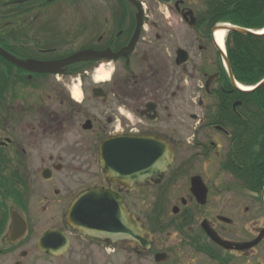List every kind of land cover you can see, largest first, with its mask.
<instances>
[{"label":"flooded vegetation","instance_id":"1","mask_svg":"<svg viewBox=\"0 0 264 264\" xmlns=\"http://www.w3.org/2000/svg\"><path fill=\"white\" fill-rule=\"evenodd\" d=\"M194 3L0 0V264H264V0ZM136 139L169 169L107 176Z\"/></svg>","mask_w":264,"mask_h":264},{"label":"water","instance_id":"2","mask_svg":"<svg viewBox=\"0 0 264 264\" xmlns=\"http://www.w3.org/2000/svg\"><path fill=\"white\" fill-rule=\"evenodd\" d=\"M166 2V1H165ZM136 41V37L132 41L130 49L133 48V45ZM6 54V53H5ZM10 60H14V58L10 57V55L6 54ZM76 60L75 57L69 59L67 62H74ZM188 56L184 50L179 51V59L178 64H185L188 61ZM64 62V61H62ZM31 62H28L29 64ZM32 64V63H31ZM48 65V64H44ZM44 65L39 70H45ZM131 143V146L127 148L121 141L116 142L114 140H107L101 146V166L104 172L110 176H113L117 180H123L124 174L134 165H139L146 168V172H148L150 168H155L159 172H163L169 168L173 160L172 150H170L169 145L159 140H149V139H136L128 141ZM129 167V168H128ZM129 172H132L130 170ZM97 192H93L90 194V198L86 201H83L82 206V216H81V224L89 223V225L93 222L96 212L99 211V202L95 199ZM75 205L72 206L68 213V221L74 228L80 230L79 220L77 218V211L75 215ZM125 211L120 202L113 204V209L108 206V210L104 213L98 212V214H105V219L109 222H118L120 220L125 219ZM116 230V229H114ZM83 233H87L89 235H94L98 237H104L101 233H95L90 231L89 228L82 229ZM114 238H125L124 235H120L116 237V234H111ZM110 235V236H111ZM225 244V243H223Z\"/></svg>","mask_w":264,"mask_h":264},{"label":"bare ground","instance_id":"3","mask_svg":"<svg viewBox=\"0 0 264 264\" xmlns=\"http://www.w3.org/2000/svg\"><path fill=\"white\" fill-rule=\"evenodd\" d=\"M261 32L263 33L264 32V29L261 30ZM224 35H225V31H222V30H219L217 33H216V37H217V41L218 43L222 46V42H223V39H224ZM111 76V72L109 71H105V70H102L99 75H98V79L99 80H107L108 78H110ZM149 170V169H148ZM150 172H153V169L150 171ZM149 174V173H148ZM125 220V219H124ZM90 231H93V230H90ZM95 232V231H93ZM96 234L98 232H95ZM105 235H109L110 233H104ZM103 234V235H104Z\"/></svg>","mask_w":264,"mask_h":264},{"label":"rangeland","instance_id":"4","mask_svg":"<svg viewBox=\"0 0 264 264\" xmlns=\"http://www.w3.org/2000/svg\"><path fill=\"white\" fill-rule=\"evenodd\" d=\"M195 2H196V3H194L195 5H201V0H195ZM177 21H178V22H181L180 19H179V17L177 18ZM178 73H183V71L179 70ZM191 136H192V134H191ZM241 223H242V231H243V230L246 229V228H245V226H246V224H245V220H242ZM247 227H248V226H247Z\"/></svg>","mask_w":264,"mask_h":264},{"label":"trees","instance_id":"5","mask_svg":"<svg viewBox=\"0 0 264 264\" xmlns=\"http://www.w3.org/2000/svg\"><path fill=\"white\" fill-rule=\"evenodd\" d=\"M263 13H264V9H263L262 13L258 15V17H259L258 26L261 27V28L264 27V24H260V16H262Z\"/></svg>","mask_w":264,"mask_h":264}]
</instances>
